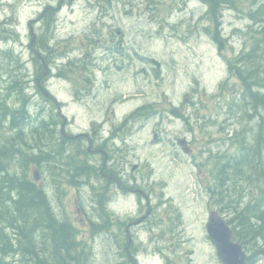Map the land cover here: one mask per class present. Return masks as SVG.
Here are the masks:
<instances>
[{"label": "rangeland", "instance_id": "obj_1", "mask_svg": "<svg viewBox=\"0 0 264 264\" xmlns=\"http://www.w3.org/2000/svg\"><path fill=\"white\" fill-rule=\"evenodd\" d=\"M34 1L0 0V51L13 49L21 57L17 73L20 69L29 73L34 117L54 115L55 130L88 151L92 138L93 148H103L111 157L108 166L114 171L121 167L125 189L104 175L94 183L87 177L88 184L80 187L69 184L66 166V171L60 170L64 182L58 188L57 168L47 162L40 166L39 182L46 186L56 211L76 225L90 249L89 264H121L125 259L121 246L128 249L132 264H222L206 230L209 211L221 210L217 199L235 182L240 186L234 204L246 199L255 185L235 176L226 179L230 184L219 192V180L226 173L219 168L217 153L238 151L236 140L225 139L254 122L243 111L242 80L231 73L228 60L254 44V27L260 24L242 13L252 14L257 0L255 4L242 0L240 10L224 12L228 49H220L206 30L207 7L198 0H72L71 9L64 6L58 27L32 21L43 3ZM40 34L55 47L47 58L46 50L36 45ZM123 36L122 57L118 52L123 44L117 42ZM36 55L45 66L40 88ZM152 57L161 61L159 70ZM6 58L0 53V62L7 65L11 59ZM48 58L56 61L50 64ZM59 59L75 67L69 76L59 74L55 66ZM2 76L11 79L9 74ZM180 137L189 140L190 153L182 150ZM103 153L92 152L96 166L103 164ZM101 201L116 224L94 233L90 219L100 218ZM220 212L227 219L236 214L233 207ZM236 223L234 218L232 226ZM252 264H264V258Z\"/></svg>", "mask_w": 264, "mask_h": 264}, {"label": "trees", "instance_id": "obj_2", "mask_svg": "<svg viewBox=\"0 0 264 264\" xmlns=\"http://www.w3.org/2000/svg\"><path fill=\"white\" fill-rule=\"evenodd\" d=\"M198 1L207 7L210 26L206 30L220 49H228L229 39L222 29L224 12L228 8L240 10L244 6L242 0ZM256 4L258 8L252 14L242 13L251 15L260 24L258 29L254 27V44L250 50L245 46L239 55L233 57L234 60H228L231 73L242 80L243 94L240 98L243 111L254 122L252 127L236 129L234 136L225 139L236 140L238 151L217 153L219 168L226 173L219 180L222 188L219 192L223 194L224 186L230 184L225 180H232L235 176L249 178L250 185L255 184L246 199L236 201L237 205H243L240 209L234 204L237 195L233 196L240 183L235 182L229 193L217 199L221 205L219 211L226 207L235 208V217L227 220L232 225L236 218L234 238L243 244L245 250L248 249L249 264L264 258V0H257ZM145 8L149 10L151 6ZM132 9L127 12H132ZM36 45L38 49L46 50L45 58L48 52H55V47L42 34L37 35ZM0 53L6 59H11L7 65L4 61L0 62V85L6 76H2V73L11 76L10 80L5 78V90L0 88V264H89L90 249L79 238L76 225L69 217L56 211L46 186H41L31 171L34 165L40 168L44 162L49 163L58 170L54 180L59 188L64 182L60 170H65L66 166L67 172L64 174L68 177L67 182L80 187L88 184L86 180L90 177L93 181V177L101 176L103 164H92V153L87 148L78 141H72L69 135L55 130L57 121L54 115L50 119L44 113L34 117L27 89L29 73L27 69L24 72L20 69V74L17 73L21 57L13 49L1 50ZM55 56L56 53L51 59ZM35 59L38 66L35 79L40 88L38 80L43 76L45 66L40 55H36ZM51 59L47 60L50 64L56 61ZM58 61L60 59L55 66L62 76H69L75 70L72 62L65 64ZM236 104L239 106L238 102ZM235 126L238 127V123ZM107 187V184L102 185V190L105 191ZM105 194H102V198ZM99 208L102 211L100 218L90 219L94 233L111 229V222L116 224L102 201ZM121 247L125 255L121 264H132L126 248Z\"/></svg>", "mask_w": 264, "mask_h": 264}, {"label": "water", "instance_id": "obj_3", "mask_svg": "<svg viewBox=\"0 0 264 264\" xmlns=\"http://www.w3.org/2000/svg\"><path fill=\"white\" fill-rule=\"evenodd\" d=\"M155 63L159 67L160 63L157 60H155ZM178 141L185 152L192 151L187 138L183 137ZM133 168H137V165H134ZM35 179H40L39 169H35ZM206 230L215 245L217 255L222 264H248V254L243 244L234 238L235 233L232 225L216 209L209 212Z\"/></svg>", "mask_w": 264, "mask_h": 264}, {"label": "flooded vegetation", "instance_id": "obj_4", "mask_svg": "<svg viewBox=\"0 0 264 264\" xmlns=\"http://www.w3.org/2000/svg\"><path fill=\"white\" fill-rule=\"evenodd\" d=\"M38 1H40V0H36L34 2H38ZM51 1L52 0H43L42 9L39 11V17L36 19H32V21L41 23L42 26H44L46 22L48 24L50 23V25L54 24V26H57V27L59 26L60 21L62 20L61 13H62V11H64V6H66V9H68L67 7H69L71 9L72 8L71 7L72 0H57L58 1L57 5L52 4ZM45 2H48V3L45 4ZM118 32H119V30H118ZM119 42H121V44H123V46L120 47L118 45V47H120V52H118V53H119V55H121L123 57L124 56V46H125L124 36L117 42V44H120ZM91 139H90V144H89V150L91 151V153L93 151H96V150H99V151L101 150L104 152L103 153V167L101 169L102 175H104L108 181H111V183L113 181L116 182L119 188L120 187L124 188L123 182H122V176L120 175L121 167H117L116 168L117 171L116 170L114 171L113 169H111L108 166V162H109L108 159H110L111 157H109L108 153L103 148L94 149L93 148V142L91 141ZM113 159L114 158H112V160ZM114 175H116V176H114ZM127 251H128V249H127Z\"/></svg>", "mask_w": 264, "mask_h": 264}, {"label": "bare ground", "instance_id": "obj_5", "mask_svg": "<svg viewBox=\"0 0 264 264\" xmlns=\"http://www.w3.org/2000/svg\"><path fill=\"white\" fill-rule=\"evenodd\" d=\"M93 160V159H92ZM92 164H95V161H93V163ZM96 165V164H95ZM101 176H102V173H101ZM101 176H99V177H93V183L95 182V180L96 179H99ZM111 184V183H110ZM92 186L95 188V186H94V184H92ZM106 195V194H105ZM110 198V197H109ZM109 198H107V200H109ZM138 259V258H137ZM137 259H135L136 261H137Z\"/></svg>", "mask_w": 264, "mask_h": 264}]
</instances>
